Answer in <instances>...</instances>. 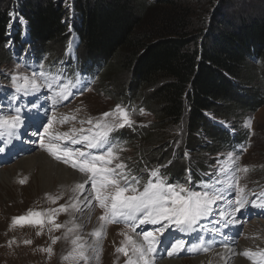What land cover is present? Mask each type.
<instances>
[{"label": "trees", "instance_id": "trees-1", "mask_svg": "<svg viewBox=\"0 0 264 264\" xmlns=\"http://www.w3.org/2000/svg\"><path fill=\"white\" fill-rule=\"evenodd\" d=\"M223 2L214 11L219 21L209 25L204 17L194 23L180 0H5L0 67L29 59L71 65V83L97 79L133 122L111 132L124 131L112 138L115 150L137 153L126 162L128 174L140 180L158 170L166 184L191 178L198 187L246 135L230 138L209 116L227 123L255 114L264 100V16L229 15ZM73 34L80 43L71 55ZM10 93L13 86H4L0 100ZM148 115L153 121L144 124Z\"/></svg>", "mask_w": 264, "mask_h": 264}, {"label": "rangeland", "instance_id": "rangeland-1", "mask_svg": "<svg viewBox=\"0 0 264 264\" xmlns=\"http://www.w3.org/2000/svg\"><path fill=\"white\" fill-rule=\"evenodd\" d=\"M3 1L5 0H0V7L3 5ZM7 1L12 4L14 2V0ZM66 2L68 4L71 0H66ZM180 3L182 8L188 9L192 13L194 23L204 17L209 25H214L219 21H217L214 11L220 8L221 3L224 4L223 0H180ZM224 8L226 9L224 13H229V15H232V11H238L245 18L264 16V0H228V4ZM11 14L14 18L18 16L14 8ZM233 22L235 23L237 20L235 19ZM21 25L23 27L22 39L27 40L23 21H21ZM12 29L13 26L10 30L12 31ZM78 40L74 34L70 44L71 50L78 49ZM84 56L80 51L79 57L85 59ZM24 67L17 61L8 62L6 66L0 67V90L8 85L13 86V90H15L11 80L14 74L28 76H31L33 72L46 74L44 77H37V82L42 85L37 91H29L28 95L15 92L18 99L14 100L5 96L4 99L0 100V116L19 114L22 121L16 129L0 130V148L4 149L0 152V171L10 170L12 167V172H16L10 183L4 185L0 183V264H125L127 257L116 251L118 247H121V241L125 239L121 233L136 236L142 242L139 233L155 231L161 225H140L133 233L130 227L131 221L125 222L123 218L117 217L118 223L110 222L112 219L110 212L107 220H101L100 217L105 215L106 209L101 208L99 202L94 198L95 192L91 186V181L87 180V175L90 174L80 173L78 169L72 168L70 163L66 164L55 159L45 148L41 147V138L43 137L45 144L49 142L67 144L68 147L79 148L92 155L106 153V145L88 149L84 144L72 145L68 141L55 139L50 141L45 136L44 129L48 122L55 117L52 128L49 130L53 135L56 132H69L71 135L70 130L72 129L76 130L77 138L81 135H91L87 130L91 129L92 133L100 131L94 125L97 121H102L103 113L114 110L117 103L112 101L106 89L98 83L97 79L95 83L91 80L85 85L80 82L71 83L72 95L66 100L61 99L58 93L61 91V85L68 82V76L72 70L71 65L60 66L59 64L57 66L43 61L27 59ZM261 72L264 74V68ZM83 77L86 78L87 75ZM6 83L9 84L6 85ZM18 83H22V80ZM48 83H52L51 89L47 87ZM8 90L11 89L8 87ZM12 95L10 93L8 96L11 97ZM17 109L20 110L19 113L16 112ZM117 114L121 115L120 113ZM64 117H68V119L61 123L60 121ZM116 117L115 113L114 116L107 118V122H114ZM153 118V116L148 115L144 124L151 123ZM89 119L93 121L92 124L87 123ZM209 119L216 125L229 130V133L233 134L229 136L230 138H236L237 135L246 133L244 138H241L244 140H239L244 142V145L235 146L240 151L231 150L219 155L216 159V165L209 169V176L215 177V179L210 185H207L206 191L203 192H209L218 197L211 206L210 214L201 218L193 226L194 231L180 232L176 230L174 225L166 230L164 235L160 237L161 242L156 252L152 254L154 260L165 261L170 258L174 261L182 260L184 264H189L188 261L192 260L198 261L197 264H211L210 261L213 258H210L209 255L219 253L222 248H225L222 247L224 243L221 244L222 240L225 239L226 243H228V239H235L230 242L229 247L239 240L247 244L244 246V250L240 251V258L241 256L244 257L241 253L245 250L260 249L252 251L253 253L264 251L261 249L264 247V207L259 206L264 204V198H262L261 192L258 194L256 191L264 189V100L255 114L243 113L240 119L227 123L210 116ZM80 129L85 131L80 132ZM123 136L124 131H120L112 138L119 141L123 139ZM17 137L21 140V146H16L13 142ZM113 152L117 158L113 159L108 167L115 168L117 163H123L127 167L123 170L116 169V172L123 171L131 180L132 175L128 174L126 162L136 157V151L132 146H125L117 148ZM35 153L44 154L54 162L64 165L65 168L67 167L84 178L93 206L92 215L87 219L89 222L82 223L83 219L77 217V214L81 212L75 190L77 184L73 185L69 182L62 188L56 182L47 192L33 191L35 187L30 185L31 175H22L15 171V164L18 160ZM229 155H231V159H229ZM191 158V160L195 159V155H192ZM191 162L195 163V161ZM244 167L248 168L247 172L241 171ZM151 172L149 171V173ZM152 178L151 175L149 177L140 176L139 187L141 191L143 190L142 184ZM190 179L188 178L187 181L176 185L189 189ZM21 180H24L25 183H20ZM120 183L123 186L124 181L121 180ZM237 187L245 188L244 195L248 200V203L239 212L234 211L238 207L235 203L239 198V193L236 191ZM107 191L111 192L112 187L109 186ZM254 191L256 192L255 195L250 196ZM253 201L257 206L253 205ZM61 205H65L66 210L53 211L58 210ZM30 209L34 212L44 213L41 217L29 218L42 220L43 227L40 225L33 226L27 222L22 227L20 225L10 227L13 217L27 216ZM255 209L259 211L254 213ZM220 215H223L222 219L225 220L227 227L230 226V229L223 226L224 220L218 218ZM214 216L217 220H214ZM55 224H60L62 227L57 229ZM201 225L204 227L200 228ZM173 228L175 229L173 230ZM100 231L101 233L104 232V235L97 236L94 234ZM170 231H172L171 236L174 238L171 241L165 236L166 232ZM37 232H40V235H37ZM54 237H59L56 243L52 242ZM78 237L80 239H77ZM177 239L185 241V249L170 257L167 254L168 249ZM73 240L77 241L76 245L72 243ZM25 241H31V243H25ZM166 241H169L170 244L166 245ZM9 242H12L10 246ZM80 244L84 245L83 249L77 247ZM47 248H51L52 252L41 251V249ZM205 248L208 250L204 251ZM80 251H83L84 259L79 257ZM70 253H72L71 256ZM223 255L224 257H220L219 264H229L231 257L229 252H225ZM250 261L253 262L252 264H264V256L256 255Z\"/></svg>", "mask_w": 264, "mask_h": 264}, {"label": "snow or ice", "instance_id": "snow-or-ice-1", "mask_svg": "<svg viewBox=\"0 0 264 264\" xmlns=\"http://www.w3.org/2000/svg\"><path fill=\"white\" fill-rule=\"evenodd\" d=\"M19 67V65H17ZM46 74L44 72L36 73L33 72L31 76L28 75H12L11 80L15 87L16 93H23L27 95L31 90L33 92L37 91L42 85L37 82V76L44 77ZM22 83H18L21 81ZM71 82L68 84L61 85V91L58 93L61 99H68L72 95L71 92ZM48 88H52V83L47 84ZM82 94V92H81ZM13 99H18V97L13 96ZM19 109L16 110L19 113ZM143 113V109L140 110ZM115 113H120V121L107 122V118L114 116ZM68 117H64L60 122H66ZM75 119V117H73ZM50 120L45 126L44 133L49 140H60L68 141L72 145L84 144L88 149L100 148L104 144H108L109 134L117 128H122L126 125L130 126L133 122L129 118L127 110L122 109L120 105H116L115 109L111 112H105L102 114V121H97L94 125L95 128L100 129L92 133V130H87L91 135H81L79 138L76 137V130L72 129L71 135L69 132H56L54 135L49 130L52 128L53 121ZM21 117L19 114H9L5 116H0V130L3 129H16L21 125ZM87 123L92 124L93 121L89 119ZM250 126V122H249ZM80 132H84V129H80ZM41 147L52 155L55 159L61 160L62 162L68 164L74 169H78L80 173L90 174L87 175V180L91 181V186L95 192V199L99 202L101 208L106 209L104 216H101V220H107L109 218L108 214L111 213V221L118 223L117 217L123 218L125 222L131 221L130 225L132 232L136 231V228L140 225H161L160 228L155 229V231H144L138 235L142 237V242L137 241L132 235L128 233H121L124 235L125 239L121 241V247H118L116 251L122 253L127 257L125 264H152V254L157 250L160 244V237L164 235V232L168 230L173 225L176 230L180 232H190L194 231V225L203 217L207 216L211 212V206L216 202L218 197L215 194L209 192H191L189 189L181 185H169L164 183V181L159 178L158 170H153L150 175L156 178L153 182L149 179L144 185L143 190H140V181L137 177L132 176L131 180L129 177L121 171L116 172V169H125L127 166L123 163H117L115 168L108 167L112 163L113 159H116L111 147L108 148L106 153L99 155H92L91 153L85 152L82 149H73L68 147L67 144H53L49 142L44 143V138H41ZM4 151L0 148V152ZM231 159V155H229ZM241 171L247 172L248 168L244 167ZM118 177V178H117ZM123 180L124 184L121 185L120 181ZM20 183H25L21 180ZM112 187V191L108 192V187ZM77 189H83V184H77ZM236 191L239 193V198L235 201L238 205L234 211L239 212L248 203L244 193V187H237ZM255 195V194H253ZM52 199V197H49ZM55 202V200H53ZM253 205L255 202L253 201ZM75 207V205H72ZM264 207V204L259 205ZM66 210L65 205H61L58 210L53 211H64ZM44 213L34 212L29 210L27 216H19L12 218V224L10 227H15L16 225L24 226V223L40 225L43 227L42 220H32L30 217H41ZM62 227L60 224H55V228L59 229ZM51 231V229H50ZM71 231V229H69ZM95 235L99 236L100 233L96 232ZM40 235V232H37ZM59 237H54L52 242L56 243ZM77 239H80L79 237ZM12 242H9V246ZM25 243H31V241H25ZM74 245L77 244L76 240H73ZM79 249H83L84 245H77ZM195 248V246H193ZM185 249V241L175 240L171 247L168 249V256H173L178 254L180 251ZM208 249L205 248L204 251ZM41 251L52 252L51 248L41 249ZM131 253V254H130ZM70 256L72 253L69 254ZM81 259H84L83 251L78 253ZM244 257L252 259L256 255L264 256V251L253 253L251 250H245L241 253ZM135 257V259L133 258ZM68 259V257H65Z\"/></svg>", "mask_w": 264, "mask_h": 264}, {"label": "bare ground", "instance_id": "bare-ground-1", "mask_svg": "<svg viewBox=\"0 0 264 264\" xmlns=\"http://www.w3.org/2000/svg\"><path fill=\"white\" fill-rule=\"evenodd\" d=\"M15 171L20 172L22 175L30 174L32 177L30 185L32 184L35 187L33 191H38V192H47V190L51 186H54L56 182L60 184L62 188H64L65 185L69 184V182H71L73 185L83 184V189H77L75 186V190L77 191V199L79 200L78 207H80L81 209V212L77 214V217L83 219L82 223L89 222L87 219L90 218V216L92 215L93 206L90 198L91 195L87 189V184L82 176L74 173L67 167L65 168L64 165L54 162L44 154H38V153L31 154L30 156L27 157L24 156L22 159L18 160L15 164ZM15 173L16 172H12V167L10 168V170H1L0 183L2 185L6 183H10L12 178L15 176ZM220 218H222V216H220ZM99 233L100 235L101 234L104 235V232L101 233L100 231ZM165 236L169 238V241L173 239L169 232H167ZM133 238L137 241H140V239L137 238L136 236H133ZM233 240L235 239H228L227 241L228 243H225L222 246L225 248H222L219 253L209 255V257L213 258L214 260V261L213 260L210 261L211 264H219L221 261L220 257H224L223 254L225 252H229V255L231 256L229 259V264H252L249 258L242 256L240 258L239 256L240 251L244 250V246L245 245L247 246V244L239 240L234 245L229 247L230 242ZM261 249H264V247L263 248L261 247ZM257 250L260 249L251 250V251H257ZM133 258L135 259V257ZM188 262L189 264H197L198 261L192 260ZM152 264H184V261L182 260L174 261L173 259L160 261V260L152 259Z\"/></svg>", "mask_w": 264, "mask_h": 264}]
</instances>
